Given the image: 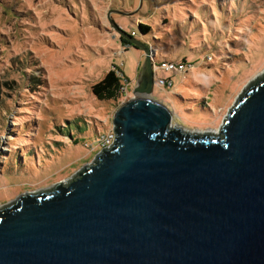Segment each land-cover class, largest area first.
I'll return each instance as SVG.
<instances>
[{"label":"rangeland","instance_id":"obj_1","mask_svg":"<svg viewBox=\"0 0 264 264\" xmlns=\"http://www.w3.org/2000/svg\"><path fill=\"white\" fill-rule=\"evenodd\" d=\"M110 22L157 61L193 65L158 72L173 87L154 84L149 96L187 132L217 133L264 72V0H0V207L87 167L134 98L143 50L122 44ZM114 67L127 79L123 95L100 102L91 87Z\"/></svg>","mask_w":264,"mask_h":264},{"label":"water","instance_id":"obj_2","mask_svg":"<svg viewBox=\"0 0 264 264\" xmlns=\"http://www.w3.org/2000/svg\"><path fill=\"white\" fill-rule=\"evenodd\" d=\"M143 50L114 141L54 188L0 207V264H264V72L215 135L172 125L149 98Z\"/></svg>","mask_w":264,"mask_h":264},{"label":"trees","instance_id":"obj_3","mask_svg":"<svg viewBox=\"0 0 264 264\" xmlns=\"http://www.w3.org/2000/svg\"><path fill=\"white\" fill-rule=\"evenodd\" d=\"M138 30H139L140 35L142 37L143 36L145 37L150 29L144 25H138ZM129 36L134 38L136 36V34L134 36H132V35H129ZM134 39H136V38H134ZM136 40H138V39H136ZM138 41L145 44L141 40H138ZM120 42L122 44H125L126 46L132 47L134 49H139L121 37H120ZM160 61H163V60L157 61L153 56V62L154 63H158ZM183 62H185V61H183ZM168 78L172 81L171 77H168ZM123 79H124V75L121 72V70L118 67H114L109 72H107L106 75L99 82L95 83L91 87V93L100 102H105V101H110V100L115 101L118 98H120L121 95H123L122 91H123V87H124V82L127 80V79H125L123 81ZM35 82H37L35 85H39L41 82L40 77H38L37 81H35ZM67 134H70V133L68 132ZM77 141H76V143H77Z\"/></svg>","mask_w":264,"mask_h":264},{"label":"built area","instance_id":"obj_4","mask_svg":"<svg viewBox=\"0 0 264 264\" xmlns=\"http://www.w3.org/2000/svg\"><path fill=\"white\" fill-rule=\"evenodd\" d=\"M131 35L134 36L135 33H131ZM121 53H119V56H121ZM192 67H193L192 64H188L186 62H169V61H160L158 63L153 62L154 84L157 88H161V89L172 88L173 83L169 78H161L156 76V74L162 71L169 73L170 75H184L191 72ZM113 141H114V133L113 131H110V133L102 134L99 136L98 144L102 149H105L109 145H111Z\"/></svg>","mask_w":264,"mask_h":264},{"label":"bare ground","instance_id":"obj_5","mask_svg":"<svg viewBox=\"0 0 264 264\" xmlns=\"http://www.w3.org/2000/svg\"><path fill=\"white\" fill-rule=\"evenodd\" d=\"M218 132H219V131H217V133H218ZM195 133H196V132H195ZM217 133H215V132H213V133L211 132V133H210V132H209V134H211V135H215V134H217ZM206 134H208V132H207Z\"/></svg>","mask_w":264,"mask_h":264}]
</instances>
